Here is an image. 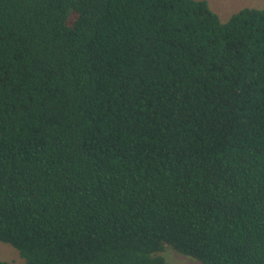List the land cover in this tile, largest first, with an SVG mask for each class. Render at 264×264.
Segmentation results:
<instances>
[{
  "label": "trees",
  "instance_id": "16d2710c",
  "mask_svg": "<svg viewBox=\"0 0 264 264\" xmlns=\"http://www.w3.org/2000/svg\"><path fill=\"white\" fill-rule=\"evenodd\" d=\"M0 241V264H264V7L0 0Z\"/></svg>",
  "mask_w": 264,
  "mask_h": 264
},
{
  "label": "rangeland",
  "instance_id": "374dc122",
  "mask_svg": "<svg viewBox=\"0 0 264 264\" xmlns=\"http://www.w3.org/2000/svg\"><path fill=\"white\" fill-rule=\"evenodd\" d=\"M210 6L226 21L232 14L243 7H264V0H208ZM166 264H203L198 259L180 253L173 248L165 251ZM0 258L21 262L20 252L10 243L0 241Z\"/></svg>",
  "mask_w": 264,
  "mask_h": 264
}]
</instances>
